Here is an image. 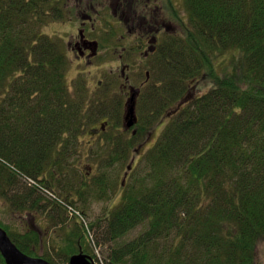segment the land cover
<instances>
[{"label":"trees","instance_id":"16d2710c","mask_svg":"<svg viewBox=\"0 0 264 264\" xmlns=\"http://www.w3.org/2000/svg\"><path fill=\"white\" fill-rule=\"evenodd\" d=\"M63 3L0 0L2 197L62 227L64 264L76 254L98 260L95 248L109 244L107 264H258L264 241V0H184L186 16L172 10L183 33L162 36L146 59L151 77L128 146L165 115L167 123L135 167L126 163V141L120 149L98 147V173L88 178L77 163L94 157L85 155L80 139L106 125L118 127L113 120L120 122L123 101L95 97L81 80L73 95L63 43L44 33L64 16ZM201 83L208 89L195 95ZM116 164L131 168V182L111 179ZM118 194L103 216L87 219L90 197L108 201ZM3 227L23 253L38 256V229L13 234ZM42 257L57 264L50 254ZM0 264H6L1 253Z\"/></svg>","mask_w":264,"mask_h":264},{"label":"rangeland","instance_id":"374dc122","mask_svg":"<svg viewBox=\"0 0 264 264\" xmlns=\"http://www.w3.org/2000/svg\"><path fill=\"white\" fill-rule=\"evenodd\" d=\"M79 3L80 0H70V4L72 6H77ZM157 4L160 7V10L158 12L160 20H164V22H162L164 24V26H162V30L166 29L164 33H167L169 31L172 33H183L182 27L174 17L172 10L181 12L180 15L183 17L186 16L184 10V0H157ZM113 5L114 0H94V2L92 1V4H90V11L93 15V18L96 19L93 22L97 27L95 34L96 38L100 42V51L99 54L92 59V63H90L88 66L81 65L79 62L75 61V58L71 53L67 52V42L70 35L73 33L67 32L73 31L72 29L68 30L70 22L63 23L61 20H52L46 25V27H44V33L49 35L50 37H56V39L64 38V40L61 39V41L64 45V50L66 55L68 56L69 62L66 78L73 95H76V88H74L75 82H77V80H81L85 81V86L88 88V93L92 95L96 94L95 97H98L99 95L103 96L109 94L110 96L112 95V98L116 99L117 101L121 99L120 83H123L125 80L121 78L122 73L117 67V60L119 58V55L123 53V48L126 47L127 49H130L134 46L133 39L134 37H136L137 33L141 31L140 29H142V26H140L139 24H135L134 29L137 30L129 33L127 29L132 28L131 25L126 24V17H124L125 15L122 17V19H120V11L115 12L116 8L115 6L113 7ZM172 5H174V8H172ZM104 7H106V9ZM98 10L100 11L99 15H97L96 13L98 12ZM78 18H74V22H78ZM131 35H133L134 37H132ZM133 56L134 55H129V53L126 52L124 54L126 63L128 60L131 61L133 59ZM218 61H220V59ZM223 67L228 68V63H225ZM133 69L128 73L129 76H133V73L137 75V71L135 70V73ZM145 72L146 67L144 68L142 66L140 75L138 74L137 77L133 76L132 82L135 88L140 87L142 81L145 78ZM106 84H108L109 86ZM207 89L208 87L204 85V83H201L200 88L199 90H196L195 95L203 94L207 91ZM126 100H122L123 110ZM124 117L125 112L123 111L120 122L116 121V119L113 120L118 124V127L106 125L103 131L99 130V132H97L96 134L88 133L82 136L80 141L82 143L83 150L85 151V155L86 153L91 152L93 153L94 157V152L97 150L99 151L98 147H100L101 145L105 147L106 144H108L109 148H111L112 150L120 149L121 147L119 142L124 143V141L126 140H131L133 135L136 134L137 128L139 127H134L130 129L129 132H126V129L123 128ZM167 120V116L165 115L158 123L153 124L148 128L147 131L143 132V134L135 139L134 142L130 144L131 146H128L126 141V143L124 144V149L126 153L125 155L128 160H126L127 162H125L128 164V166L132 165V167H135L139 163L141 156L145 152H147L149 147H152L160 137L164 129V125L167 123ZM100 127L101 124H97L96 128L100 129ZM106 139L109 140L106 141ZM99 155H97L98 157L95 156L93 158V160L95 159L97 163L95 164V166L93 163L94 161L91 159V161L89 162L86 159V156L82 157L80 162L77 163L79 164V170L84 172V178H88L92 172L98 173L97 171L100 164L98 163ZM88 163H91L93 165V167L91 166L93 171H91V168L87 167ZM105 169L107 170L109 168L106 167ZM112 172L113 173L110 175L112 180H118L119 183L122 182L124 184L132 181V179L129 178L132 173L131 168H121L119 164H116L112 169ZM11 188L12 187L10 185L5 187L6 191L9 192ZM117 192L120 194L121 190H117ZM1 193L2 192L0 191V227L4 228L3 225H8L9 231H11L13 234H23L34 228L38 229L42 236L43 247L41 248L40 252H38L37 257L43 258V253L50 254L57 264H64V255H61V252H63V250L61 251V249H63L61 247L64 246L61 244V239L64 236L62 227L53 225L52 222L46 217V213H42L41 211H29L24 208L15 209L10 204L9 200H7V198L2 197ZM119 194L115 197L114 200L111 199L108 201H98L95 200L93 196L90 197L87 208L85 209V212L88 216L87 219L91 222L96 218L103 216L107 206L113 204L118 200L117 198L119 197ZM77 208L79 210H83L80 203L77 205ZM73 223V221H67L66 225L67 227L70 226V229H73ZM91 246L90 250L94 253L93 247ZM109 251L110 244L98 245L95 248V252L98 255V264H107L106 259L108 257ZM257 258L258 264H264V241H261L258 245Z\"/></svg>","mask_w":264,"mask_h":264},{"label":"flooded vegetation","instance_id":"af4514ba","mask_svg":"<svg viewBox=\"0 0 264 264\" xmlns=\"http://www.w3.org/2000/svg\"><path fill=\"white\" fill-rule=\"evenodd\" d=\"M63 1L64 16L61 17L60 20L63 23L70 22L68 30H73L67 31L68 33L73 32L67 42V52L73 55L75 61L79 62L81 65L88 66L90 63H92V59L95 58L100 51V42L96 38L95 34L97 27L93 22L96 19L93 18V15L90 11V4H92V1L94 2V0H80V3L77 6H72L70 4V0ZM114 6L116 8L115 12L120 11V19H122V17L125 15L124 17H126V24L131 25L132 28L127 27L129 28L127 29L129 33L137 30L134 29L135 24H139L140 26H142V29H140L141 31L137 33L136 37L131 35L132 37H134V46L130 49H127L126 47L123 48V53L119 55V58L117 60V67L122 73L121 78L125 80L123 83H120V100L124 101V99H127L123 110L125 112L124 127L127 130H130L138 125V99L143 88L146 86L147 82H149L151 77V73L146 66V59L151 54H154L157 51L161 37L165 36V34H172V32L169 31L167 33H164L166 29L162 30V26H164L162 22H164V20L162 18V20H160V17L158 15L160 7L157 4V0H114L113 7ZM106 7L104 8L106 9ZM172 8H174V5H172ZM96 13L97 15H99L100 11L98 10V12ZM76 17L80 18V20L79 18L77 19L79 23L74 22L73 19ZM61 39L64 40V38ZM126 52L129 53V55H134L133 59L131 61L128 60L127 63L124 57V54ZM142 66L144 68L146 67L145 78L142 81L140 87L135 88L132 79L133 76L137 77L138 74L140 75ZM132 69L135 73L137 71V75H135L134 73L133 76L128 75V73L131 72ZM133 98L136 99L137 122L133 127L128 128L126 125L127 121L125 119L126 110L127 105Z\"/></svg>","mask_w":264,"mask_h":264},{"label":"water","instance_id":"95a60500","mask_svg":"<svg viewBox=\"0 0 264 264\" xmlns=\"http://www.w3.org/2000/svg\"><path fill=\"white\" fill-rule=\"evenodd\" d=\"M127 127H133L137 122L136 99L130 100L126 110ZM0 253L6 264H51L41 257H32L23 253L9 237L8 233L0 227ZM68 264H95L87 255H73Z\"/></svg>","mask_w":264,"mask_h":264}]
</instances>
